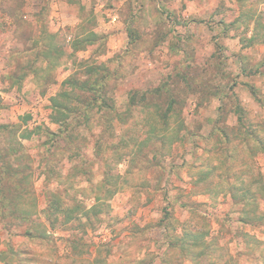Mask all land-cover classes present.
<instances>
[{
	"label": "rangeland",
	"instance_id": "obj_1",
	"mask_svg": "<svg viewBox=\"0 0 264 264\" xmlns=\"http://www.w3.org/2000/svg\"><path fill=\"white\" fill-rule=\"evenodd\" d=\"M263 91L264 0H0V263L264 264Z\"/></svg>",
	"mask_w": 264,
	"mask_h": 264
},
{
	"label": "trees",
	"instance_id": "obj_2",
	"mask_svg": "<svg viewBox=\"0 0 264 264\" xmlns=\"http://www.w3.org/2000/svg\"><path fill=\"white\" fill-rule=\"evenodd\" d=\"M94 66L95 65H92L89 68L90 70L89 72L88 71L85 72L84 78H79V77L74 78V76L76 75H72L63 82L64 85H66V88H70L73 90V93H77V97L75 99L76 104H73V105L70 104L68 106L63 104L62 99H60V97H64L63 100H65L71 96V94L70 96L67 94L66 90H63L62 92H60L58 96L52 98L51 101H52L53 113H52L51 121L58 124V131L57 132L48 131L52 135L51 140L46 142V144L51 143L49 145V148H52L53 146L55 147L59 146L60 139L62 140L63 138L66 139L67 140L66 142H69V143H73L75 141L76 139L75 134H77V127L82 125L79 123L77 124V114H79L80 116H85V117L89 115V112H86L85 114L80 113L81 109H78V107H76L78 101L80 103H87L86 106L88 108L95 106L96 104L95 102H97V98L95 96L97 95V90L94 88V83L101 81L100 79H104L106 75H103L102 77L100 76L101 78L99 80H92L93 74L95 73V69H93ZM78 95L80 97L87 98V101L86 102L81 101L78 98ZM133 98L134 97L132 96V99ZM23 118H25V116ZM10 126H11V129L14 130V134H19L18 130L21 128L20 124H12ZM0 128H2L3 130L4 129L6 130L9 128V124L1 125ZM32 134H33V130H30L29 128H25L24 130H22L19 136L23 139H30ZM54 136H56L55 139H54ZM21 148H23L22 142L18 140V142L12 145V156H15L16 154L21 152L20 151ZM7 168H8V171L7 172L5 171V172L12 176V192H15V191L18 192V190L20 189L19 186L22 184L24 178L26 179L28 178V175L24 177H19L22 172L21 169H18L16 167L12 169L9 167ZM44 174L48 178L51 175L45 172ZM0 191L3 193L2 197H8L9 189L7 187H0ZM1 213H3L2 210H1Z\"/></svg>",
	"mask_w": 264,
	"mask_h": 264
},
{
	"label": "crops",
	"instance_id": "obj_3",
	"mask_svg": "<svg viewBox=\"0 0 264 264\" xmlns=\"http://www.w3.org/2000/svg\"><path fill=\"white\" fill-rule=\"evenodd\" d=\"M257 88H259V87H256V89ZM14 246H15V248L12 247L13 249H12V263L11 264H35V263H31L33 261H25L22 258V255L23 256L31 255L30 253H28L26 250L19 249L18 245H14ZM60 254L62 256L64 253H60ZM44 260H45L44 264H52L49 256H47V255L44 256ZM25 262H28V263H25ZM0 264H6V263H0ZM151 264H153V263H151ZM156 264H159V263H156Z\"/></svg>",
	"mask_w": 264,
	"mask_h": 264
}]
</instances>
